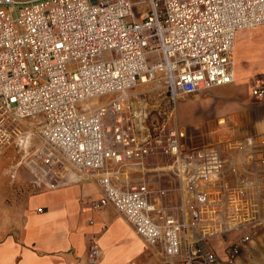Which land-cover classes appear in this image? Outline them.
Masks as SVG:
<instances>
[{
  "label": "built area",
  "instance_id": "obj_1",
  "mask_svg": "<svg viewBox=\"0 0 264 264\" xmlns=\"http://www.w3.org/2000/svg\"><path fill=\"white\" fill-rule=\"evenodd\" d=\"M261 25L264 0H0L12 178L22 166L39 190L95 175L91 207H112L164 264H217L211 239L236 233L231 263L264 226V135L188 147L174 115L145 130L151 109L122 95L153 82L148 94L175 104L233 83L236 33ZM251 96L264 100V82Z\"/></svg>",
  "mask_w": 264,
  "mask_h": 264
},
{
  "label": "crops",
  "instance_id": "obj_2",
  "mask_svg": "<svg viewBox=\"0 0 264 264\" xmlns=\"http://www.w3.org/2000/svg\"><path fill=\"white\" fill-rule=\"evenodd\" d=\"M261 27L264 25L237 31L234 62L239 37L245 36L254 42L255 34ZM234 70L235 81L231 84L246 81L250 101L244 104L237 97L226 98L224 105H219V109L214 111L219 115L215 117L216 124L206 143L251 134L264 135V100L255 101L251 96V88L264 82V73L256 78L251 76L255 72H264V61H257V65L250 69L237 68L234 64ZM212 89L204 100L211 99V104H214ZM135 100L139 104L133 108L146 106L141 104L142 101ZM230 103H235V106L227 107ZM228 113H232L233 122L226 123V118L221 116ZM246 125L247 130L244 129ZM181 131L186 146L205 144L202 139L186 137L185 131ZM9 163L8 158L0 157V172L6 171ZM32 182L31 174L28 181L22 182L19 194L14 189L6 190L12 201L8 202L7 218L3 220L5 237L0 240V264H164L156 249L146 245L112 207L98 210L91 207V201L100 196L95 175L59 187L39 190L33 189ZM230 236L233 235L211 239L218 255L217 264L219 260L228 262L227 252L233 243ZM92 239L99 247L95 258H91L89 252Z\"/></svg>",
  "mask_w": 264,
  "mask_h": 264
},
{
  "label": "rangeland",
  "instance_id": "obj_3",
  "mask_svg": "<svg viewBox=\"0 0 264 264\" xmlns=\"http://www.w3.org/2000/svg\"><path fill=\"white\" fill-rule=\"evenodd\" d=\"M254 39V42H252L253 40H251V38L242 36L239 37V40L236 42V61L234 62V64L237 68L240 67L250 69L257 65V61H264V27H261L257 30ZM261 73L264 72H255L251 76L253 78L260 77ZM248 87L249 86L247 82L243 80L234 84L230 83L212 89V95L213 98H215V105L211 104V102H213L211 101V99L204 100L208 98L211 90L201 91L195 95H190L184 99L177 100L175 104L156 101V99L154 100L153 95L148 94L149 91L156 89L153 82L138 84L132 89L128 90L127 94L128 100L131 101V104L133 106L139 104L137 103V100H135L138 99L139 101H142L141 104H144L146 105V107L151 109L148 118L144 122H142L145 130L147 127L149 129H154L156 127L157 129H160L159 126H162L164 124H172L173 122L171 115H174L176 124L178 125L179 129L185 131L186 137L200 138L204 141L203 143L206 144V140L210 137L209 133L213 130V126H215L216 124L215 117L219 115H216L214 111L219 109V105H221V107L224 105V101L226 100V98L237 97L240 100L244 101V104L249 103L250 98L247 92ZM108 98V95L100 98H95L91 101L90 106L94 107L108 100ZM234 106L235 103H230L227 107L232 108ZM232 113L221 115L222 117L226 118L224 120L226 123L233 122ZM167 117L169 118V120ZM194 120H196L197 122H194ZM193 125L197 127H194ZM199 125L202 127L199 128ZM244 129L247 130V125L244 127ZM0 157H3L4 159L8 158L10 160V166L8 167V169H6V171L4 170L3 172H0L1 240L3 237H5L3 220L4 218H7L6 212L8 209V202L12 201V198L8 197V195L6 194V190L7 188H9L10 190L14 189L19 194L20 188H22V182L24 183L25 181H28L31 174L28 169L21 166L16 170L15 177L12 178V168L14 166V163L19 158L14 150L0 151ZM232 235L233 236H230V241L234 242L238 239L239 236L236 233ZM247 237L248 238L240 248L238 255L233 258L231 263H229V261L227 262L224 260H219V264H264V226L252 230Z\"/></svg>",
  "mask_w": 264,
  "mask_h": 264
},
{
  "label": "bare ground",
  "instance_id": "obj_4",
  "mask_svg": "<svg viewBox=\"0 0 264 264\" xmlns=\"http://www.w3.org/2000/svg\"><path fill=\"white\" fill-rule=\"evenodd\" d=\"M234 44H235V42H234ZM234 49H235V46L233 47V53H234ZM122 96H127L128 97V94L127 93H125L124 95H122ZM73 177H75V175L73 174Z\"/></svg>",
  "mask_w": 264,
  "mask_h": 264
},
{
  "label": "water",
  "instance_id": "obj_5",
  "mask_svg": "<svg viewBox=\"0 0 264 264\" xmlns=\"http://www.w3.org/2000/svg\"><path fill=\"white\" fill-rule=\"evenodd\" d=\"M188 97V96H187Z\"/></svg>",
  "mask_w": 264,
  "mask_h": 264
}]
</instances>
